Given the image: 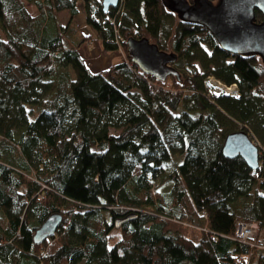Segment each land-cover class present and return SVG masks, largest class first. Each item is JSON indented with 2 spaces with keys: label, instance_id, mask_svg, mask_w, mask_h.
<instances>
[{
  "label": "trees",
  "instance_id": "obj_1",
  "mask_svg": "<svg viewBox=\"0 0 264 264\" xmlns=\"http://www.w3.org/2000/svg\"><path fill=\"white\" fill-rule=\"evenodd\" d=\"M80 13L122 62L87 67ZM129 37L175 52L179 78L140 71ZM207 77L239 96L211 93ZM235 123L264 145L260 58L222 52L163 0L107 13L101 0H0V264H264V153L256 170L223 157ZM53 213L61 224L36 244ZM238 220L255 239L236 237Z\"/></svg>",
  "mask_w": 264,
  "mask_h": 264
},
{
  "label": "water",
  "instance_id": "obj_2",
  "mask_svg": "<svg viewBox=\"0 0 264 264\" xmlns=\"http://www.w3.org/2000/svg\"><path fill=\"white\" fill-rule=\"evenodd\" d=\"M118 2L101 0L102 11L108 12ZM163 4L180 21L206 29L222 52L229 56H258L264 66V0H193L192 4L186 0H163ZM256 12L261 15L258 22ZM125 44L130 61L143 73L157 81H165L169 76L179 78L173 67L177 60L175 53L160 50L146 37H129ZM221 152L228 159L240 157L251 170L260 167V147L243 130L227 134ZM131 218L117 222L116 227ZM61 221L59 213L48 216L35 231L33 241L40 244L53 236Z\"/></svg>",
  "mask_w": 264,
  "mask_h": 264
},
{
  "label": "rangeland",
  "instance_id": "obj_3",
  "mask_svg": "<svg viewBox=\"0 0 264 264\" xmlns=\"http://www.w3.org/2000/svg\"><path fill=\"white\" fill-rule=\"evenodd\" d=\"M67 14H68L67 11H62L58 15V18H59V21H60L61 24H65V22L67 20ZM74 21H75V24L77 25L79 31L82 34H84L85 36H88V40L81 45L82 47L81 46L79 47L78 51H79L81 57L84 59L87 67L92 72H97V71L103 70L104 68H107L112 63H118V62H122L124 60V58H125L124 51H123V49L120 46H119L117 52L110 53L108 55L104 54V53H102L100 51V42H98L94 38V36L90 33V30L85 26V20H84V17H83V13L82 14L80 13L79 16L78 15L75 16ZM175 23H177V19H175L173 24L175 25ZM118 41H119V39H118ZM163 51H165L167 53H175V52H173V51H171L169 49L163 50ZM193 64L197 68V70L200 73H202L198 62L195 61V62H193ZM182 65H183V62L175 63L173 65V67L176 68L179 73H182L183 72L181 70L182 69L181 68ZM205 84H206V87L208 88V90L211 93L215 94V92H216L215 90L216 89H215L214 86L217 87L219 84H221V82H219V84H218V82L215 79L210 78L209 80L206 79ZM235 124H234V126H230L231 127L230 129L239 131V128H241L240 125L238 123H235ZM233 132H235V131H233ZM249 135H250V138L253 141V143L258 145L260 147L261 152H263L264 147H263V150H262L261 144L253 136L251 130H249ZM116 240H117V238L111 239L109 241V243H108V247H111Z\"/></svg>",
  "mask_w": 264,
  "mask_h": 264
},
{
  "label": "built area",
  "instance_id": "obj_4",
  "mask_svg": "<svg viewBox=\"0 0 264 264\" xmlns=\"http://www.w3.org/2000/svg\"><path fill=\"white\" fill-rule=\"evenodd\" d=\"M112 22V21H109ZM113 24V23H112ZM114 31L116 32L117 35V26L113 24ZM116 42L118 43V37ZM219 84V81H217ZM215 87L216 93H222L224 95L230 96L237 98L239 96L237 87L235 84L231 85H224V84H219L217 87ZM257 234V226L253 223H250L249 221L245 220H238L236 222V229H235V235L238 239L241 241H251L255 239ZM260 245L264 246V239L260 242Z\"/></svg>",
  "mask_w": 264,
  "mask_h": 264
},
{
  "label": "flooded vegetation",
  "instance_id": "obj_5",
  "mask_svg": "<svg viewBox=\"0 0 264 264\" xmlns=\"http://www.w3.org/2000/svg\"><path fill=\"white\" fill-rule=\"evenodd\" d=\"M189 4H192L193 0H186Z\"/></svg>",
  "mask_w": 264,
  "mask_h": 264
},
{
  "label": "crops",
  "instance_id": "obj_6",
  "mask_svg": "<svg viewBox=\"0 0 264 264\" xmlns=\"http://www.w3.org/2000/svg\"><path fill=\"white\" fill-rule=\"evenodd\" d=\"M82 47V46H81ZM262 146V145H261ZM263 147H264V145L262 146V150H263ZM263 153H264V150H263Z\"/></svg>",
  "mask_w": 264,
  "mask_h": 264
},
{
  "label": "bare ground",
  "instance_id": "obj_7",
  "mask_svg": "<svg viewBox=\"0 0 264 264\" xmlns=\"http://www.w3.org/2000/svg\"><path fill=\"white\" fill-rule=\"evenodd\" d=\"M177 63V62H176ZM14 175V174H13Z\"/></svg>",
  "mask_w": 264,
  "mask_h": 264
}]
</instances>
